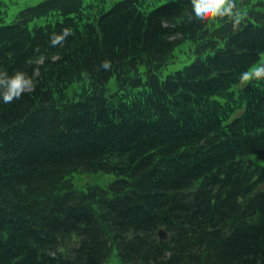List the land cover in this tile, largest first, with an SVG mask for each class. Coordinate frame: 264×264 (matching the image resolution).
I'll return each mask as SVG.
<instances>
[{
	"label": "trees",
	"instance_id": "16d2710c",
	"mask_svg": "<svg viewBox=\"0 0 264 264\" xmlns=\"http://www.w3.org/2000/svg\"><path fill=\"white\" fill-rule=\"evenodd\" d=\"M107 1L0 22V71L35 85L0 99V264H264V78L240 82L264 66V2L236 0L234 31L190 0Z\"/></svg>",
	"mask_w": 264,
	"mask_h": 264
},
{
	"label": "clouds",
	"instance_id": "9594fccd",
	"mask_svg": "<svg viewBox=\"0 0 264 264\" xmlns=\"http://www.w3.org/2000/svg\"><path fill=\"white\" fill-rule=\"evenodd\" d=\"M190 3L193 12L192 19L197 23L203 24L213 19L228 18L233 23L235 31L242 21L236 0H190ZM69 35H71V30L68 28L63 29L61 34L53 33L52 45H61ZM55 59L56 57H53V60ZM110 66L109 61H103L101 64L105 70H108ZM261 78H264V66L242 73L240 82L245 84L252 79ZM34 86L33 80L23 72L17 71L9 76L7 72L0 71V99L6 104L20 99L26 92L30 93Z\"/></svg>",
	"mask_w": 264,
	"mask_h": 264
},
{
	"label": "rangeland",
	"instance_id": "374dc122",
	"mask_svg": "<svg viewBox=\"0 0 264 264\" xmlns=\"http://www.w3.org/2000/svg\"><path fill=\"white\" fill-rule=\"evenodd\" d=\"M40 0H0V22L3 20L5 22H10L15 18L17 13L24 7L32 5ZM88 1V0H87ZM115 0H108L107 6H109ZM254 1L264 2V0H253L248 5L252 6ZM246 8L240 6V11L244 12ZM44 19H42L43 22ZM195 58V53L193 52V43L191 41H185L182 45L177 47L174 51V57L172 61L161 70V73L165 76L169 72L182 68L184 65L192 62ZM115 85L114 78L110 80V86ZM71 180L74 186L78 188H88L92 185H103L107 186L108 183L114 179V175L107 174L104 172L98 173H85L77 172L73 174ZM105 264H123L117 253L115 252Z\"/></svg>",
	"mask_w": 264,
	"mask_h": 264
},
{
	"label": "water",
	"instance_id": "95a60500",
	"mask_svg": "<svg viewBox=\"0 0 264 264\" xmlns=\"http://www.w3.org/2000/svg\"><path fill=\"white\" fill-rule=\"evenodd\" d=\"M159 233H160V236L162 237V236H164L165 231L163 229H160Z\"/></svg>",
	"mask_w": 264,
	"mask_h": 264
}]
</instances>
